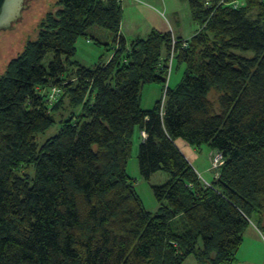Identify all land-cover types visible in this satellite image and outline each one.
<instances>
[{"label":"trees","instance_id":"obj_1","mask_svg":"<svg viewBox=\"0 0 264 264\" xmlns=\"http://www.w3.org/2000/svg\"><path fill=\"white\" fill-rule=\"evenodd\" d=\"M181 1L199 27L190 39L153 30L128 45L117 0H58L9 62L0 77V264H238L253 216L264 231V0ZM94 28L111 33L114 48L87 68L76 43L100 46ZM171 51L181 70L173 88ZM148 84L165 87V99L142 110ZM49 88L73 110L39 147L62 103L48 102ZM135 129L140 176H170L152 187L156 213L127 174ZM178 139L219 154V177L205 185Z\"/></svg>","mask_w":264,"mask_h":264},{"label":"rangeland","instance_id":"obj_2","mask_svg":"<svg viewBox=\"0 0 264 264\" xmlns=\"http://www.w3.org/2000/svg\"><path fill=\"white\" fill-rule=\"evenodd\" d=\"M58 0H33L32 6L25 13V19L21 21L22 26L16 27L15 30L10 32L5 31L6 39L0 38V77L5 73L9 62L17 57L24 46L30 40L37 37L39 26L44 21L48 13L56 12V2ZM121 7V26L120 33L130 45L138 39H145L150 32L156 30L160 33H170L173 41L181 40L185 43L190 39L198 30V25L192 20L189 5L186 1L181 0H117ZM92 40H98L101 45L98 46L94 42H88L85 39H79L76 43V60L87 68H94L100 62H107L110 60L111 55L106 49H113V35L101 28H94L89 36ZM6 42V43H5ZM107 45V48L104 47ZM115 52V51H114ZM242 53V52H240ZM245 57H253L252 52L242 53ZM168 59V72H167V85L173 88L177 85L181 78V70L176 71L175 55L173 51L167 56ZM54 88H49L44 91L43 95L51 104L55 100H62L60 110L55 113L56 125L49 129L45 134L37 137V144L40 147L49 138L57 134L60 128V122L66 119L73 109L69 107L68 97H61V91H52ZM165 87L157 84L145 85L141 90V108L142 110H150L155 103L164 96ZM51 96L53 101H51ZM212 100L215 96H211ZM55 99V100H54ZM79 110V109H78ZM77 110V111H78ZM141 142L140 133L135 129L132 154L127 165V174L134 181L135 189L145 208L151 212L156 213L159 208L152 187L164 185L170 176L164 171H159L151 176L149 180H144L139 173L137 153L138 147ZM177 147L190 162V164L197 170V172L205 180L211 181L219 177V169L213 168V160L217 157V153L212 152L207 146L203 145L200 148H195L187 144L182 139L176 141ZM223 165V161L218 157ZM221 167V166H220ZM205 185L209 183L205 182ZM262 218L258 215L253 216V227L250 232H258L262 242L250 241V238L241 246L237 253L239 261H246V264H264V231L262 223L259 219ZM177 224H172V229L180 227L179 220ZM259 248H261L259 250ZM242 257H244L242 259ZM248 259V260H247Z\"/></svg>","mask_w":264,"mask_h":264},{"label":"water","instance_id":"obj_3","mask_svg":"<svg viewBox=\"0 0 264 264\" xmlns=\"http://www.w3.org/2000/svg\"><path fill=\"white\" fill-rule=\"evenodd\" d=\"M33 0H0V38L6 39L5 31L21 27L25 13L31 8ZM6 43V42H5ZM1 58V53H0Z\"/></svg>","mask_w":264,"mask_h":264},{"label":"crops","instance_id":"obj_4","mask_svg":"<svg viewBox=\"0 0 264 264\" xmlns=\"http://www.w3.org/2000/svg\"><path fill=\"white\" fill-rule=\"evenodd\" d=\"M197 171V170H196ZM199 174V173H198ZM199 176H200V178L204 181V182H206V183H210L211 181H208V180H205L204 178H202V176L199 174ZM251 227H253V226H250L249 228H248V230L246 231V233H245V242L248 240V238H250V241H256V242H262L261 241V237H260V235H259V233L258 232H250L251 231ZM264 244V243H263ZM241 248V247H240ZM261 248H259V250H260ZM240 250V249H239ZM237 258H238V256H237ZM244 257H242V259H243ZM248 260V259H247ZM184 264H198V262L196 261V259L195 258H193V257H189L187 260H186V262L184 263ZM238 264H246V261H239V259H238Z\"/></svg>","mask_w":264,"mask_h":264},{"label":"built area","instance_id":"obj_5","mask_svg":"<svg viewBox=\"0 0 264 264\" xmlns=\"http://www.w3.org/2000/svg\"><path fill=\"white\" fill-rule=\"evenodd\" d=\"M174 43H175V42H173V44H174ZM52 91H54L53 94H52V95H54L55 92L58 93L59 90H56V89L54 88ZM51 98H52L51 101H53V97H52V96H51ZM54 100H55V99H54ZM142 135H144V134L142 133ZM218 157H219L220 159L222 158L219 154L217 155V157L214 158L212 166H213V168H215V169L220 168V166L222 165V163L219 161ZM221 160H222V159H221Z\"/></svg>","mask_w":264,"mask_h":264}]
</instances>
